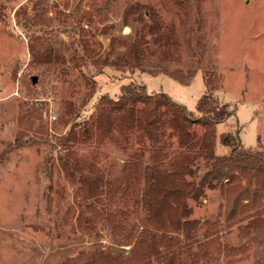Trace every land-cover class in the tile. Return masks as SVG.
I'll list each match as a JSON object with an SVG mask.
<instances>
[{"label":"rangeland","instance_id":"374dc122","mask_svg":"<svg viewBox=\"0 0 264 264\" xmlns=\"http://www.w3.org/2000/svg\"><path fill=\"white\" fill-rule=\"evenodd\" d=\"M151 10L176 27L171 58L147 31ZM133 42L145 48V71L124 63ZM94 62L88 98L82 65ZM163 67L183 77L148 72ZM130 81L167 93L195 115L211 86L234 109L216 128V152L229 153L220 134L237 131L246 151L264 153V0H0V264H82L98 249L130 251L129 235L134 240L146 219L143 207L131 206L128 217L119 210L122 167L136 139L127 150L66 139L73 130L82 138L100 95L117 98ZM69 148L110 178V195L94 203L97 215L60 166ZM246 184L252 181L242 177ZM226 193L210 189L195 205L201 226L192 247L200 258L194 263L185 253L188 264H264V196L228 221ZM81 213L92 220L87 228Z\"/></svg>","mask_w":264,"mask_h":264},{"label":"trees","instance_id":"16d2710c","mask_svg":"<svg viewBox=\"0 0 264 264\" xmlns=\"http://www.w3.org/2000/svg\"><path fill=\"white\" fill-rule=\"evenodd\" d=\"M149 12L153 22L147 28L148 33L166 58L173 57L179 46L175 25L165 23L155 10ZM31 47L35 52L33 44ZM144 56L145 48L133 42L124 63L145 71L141 62ZM82 66L84 76L92 84L88 93V98H92L98 64ZM148 72H169L183 77L181 72L165 67ZM207 82L214 84L211 79ZM196 109L198 115L167 93L152 94L143 83L130 81L120 86L117 98L100 95L87 113L82 138L74 130L68 134L66 139L74 143L111 142L126 150L135 138L136 150L128 154L122 167L123 202L119 210L127 217L133 205L137 211L141 207L146 210V219L137 237L133 240L129 235L127 244L131 249L127 254L98 249L82 264H156V260L160 264H188L186 255L195 263L200 257L192 244L201 221L193 214L195 205L203 202L208 190L221 188L227 192L225 218L228 221L244 212L251 200L264 196V153L246 151L237 131L220 134L221 142L231 146V151L216 152V128L233 114L232 106L222 102L210 86L199 98ZM197 127L203 128L202 133ZM59 162L66 177L79 183L88 201L87 207L97 215L94 203L110 195V178L70 148ZM242 177H248L255 185H241ZM114 217L111 215V219ZM89 221L92 220L84 213L79 215L81 226L87 228ZM229 250L230 254L235 253L234 249ZM63 264L75 263L68 259Z\"/></svg>","mask_w":264,"mask_h":264},{"label":"water","instance_id":"95a60500","mask_svg":"<svg viewBox=\"0 0 264 264\" xmlns=\"http://www.w3.org/2000/svg\"><path fill=\"white\" fill-rule=\"evenodd\" d=\"M129 27L128 26H125V28H124V32H128L129 31ZM33 79H34V81L36 80V76H33Z\"/></svg>","mask_w":264,"mask_h":264},{"label":"built area","instance_id":"2783aa9c","mask_svg":"<svg viewBox=\"0 0 264 264\" xmlns=\"http://www.w3.org/2000/svg\"><path fill=\"white\" fill-rule=\"evenodd\" d=\"M55 118V117H54Z\"/></svg>","mask_w":264,"mask_h":264}]
</instances>
